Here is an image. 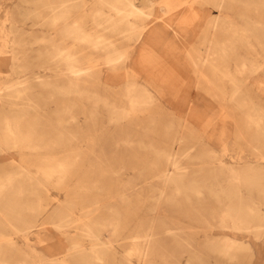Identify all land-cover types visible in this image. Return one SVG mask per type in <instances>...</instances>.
<instances>
[{"label": "rangeland", "instance_id": "1", "mask_svg": "<svg viewBox=\"0 0 264 264\" xmlns=\"http://www.w3.org/2000/svg\"><path fill=\"white\" fill-rule=\"evenodd\" d=\"M59 1L0 0V93L6 81L16 78L12 70L26 66L28 88L23 96L33 106L19 123V135L33 141L39 131L45 130L41 129L43 125H55L58 117H64V125L78 133L74 144L77 151L68 150L72 159L67 160L68 169L59 188L53 185L37 188L33 180L18 172L16 164L20 156L39 170L53 169L54 164L44 162L41 151L34 150L35 147L28 146L19 152L7 149L6 158L0 157V176L7 173L13 176L8 185L12 188L0 194V203L13 192L20 208L17 217L21 216L18 232L10 236L15 246L9 247L3 242L5 238H0L3 261L0 262L93 263L88 251L93 246L99 247V242L85 236L82 227L75 223L61 231L53 225L54 217L71 214L78 216V221L89 223L92 231L99 232L103 239L112 240L116 254L108 255L105 264H125L124 255L132 247L133 236L144 234L151 238L146 246L148 254L141 260L131 258V264H264V230L259 233L232 230L220 223L219 213L223 211L206 192L200 199L191 195L187 198L186 194L172 192L173 186L159 182L167 164L166 153L176 157L184 167L182 171L187 173L180 178L181 185L207 179L210 168L220 161L239 169L247 165L264 168V136L246 114L247 110L264 113V73L240 83L231 100L228 96L233 85L207 64L214 52L220 50L219 43L231 41L235 48L229 52L237 55L252 52L245 47L246 40L241 39V34L235 37L232 27L248 26L250 21L264 22L263 1L150 0L146 4L136 0L135 5L143 15L132 20L142 27V34L136 42L119 39L117 43L121 50L131 53L128 66L140 52V66L134 71L128 68L126 80L144 83L154 91L156 99L146 112L134 111L127 120L116 124L109 120L103 103L77 95L66 97L61 88L67 83L66 77L54 72V65L47 73L43 72L46 47L60 35L49 25L48 5ZM98 10L107 12L108 8L97 0H88L73 12L82 14L81 24L86 29H100L93 21V17L99 20L93 16ZM105 34L121 36L110 31ZM251 42L256 44L254 40ZM143 43L145 48L139 51ZM13 47L19 52L20 61L23 59L15 67L10 58ZM78 51L86 57L95 53L89 48ZM254 51L264 54V48ZM95 54L94 76L96 73L102 76L108 67L101 60V52ZM228 59L229 70L234 72L235 57L232 54ZM117 68L113 74L124 76L125 70ZM45 74L50 80L36 78ZM238 78L243 80L244 76ZM126 80L109 83L91 79L81 85L110 102L124 104ZM71 105L75 117L72 120L65 111ZM262 127L264 130V124ZM54 151L57 153L58 149ZM185 154L188 157H183ZM11 161L15 164L9 165ZM39 180L44 179L39 176ZM237 185L241 196L257 203L264 212V193L254 186ZM19 186L21 190L16 193L13 188ZM158 189L163 192L158 193ZM36 204L43 205L41 212L36 210ZM222 236L238 242L231 245ZM215 237L218 238L210 241Z\"/></svg>", "mask_w": 264, "mask_h": 264}, {"label": "bare ground", "instance_id": "2", "mask_svg": "<svg viewBox=\"0 0 264 264\" xmlns=\"http://www.w3.org/2000/svg\"><path fill=\"white\" fill-rule=\"evenodd\" d=\"M97 1L108 8L107 12L98 10L93 14V16L99 17L98 21H95L97 19L93 17V21L96 25L100 26V29H86L81 24V19L83 17L81 16L82 14L75 15V13L73 12L74 9L78 7L81 8L86 5V2H88V0H60L59 2L51 3L48 5V8H50L48 12L49 25L52 26L53 32H59L60 35L56 39L55 37L52 38V41L49 42V45L46 47V50L43 54L44 64L42 65V68L43 72L47 73L48 70L52 69L51 66L54 65V72H57L60 75L66 77L67 83L61 87L63 88L62 93L66 97L77 95L82 98H93L95 100V103H103V105L107 107V115L109 120L116 124L127 120L129 116L134 113V111L146 112L156 99L154 91L148 89L149 87H147L144 83H140L139 81L135 82L133 80H126V77L128 76V68H130L131 71H134L136 67L140 66V52H138V56L135 59L133 57L131 63L132 65L128 66L127 62L131 57V53L121 50L119 44L117 43L119 39L134 40L135 42L139 40L142 34V27L136 24L132 19L141 17L143 15V12L141 11V9L136 7V0ZM141 1L145 2L146 4H150L151 2L150 0ZM221 1L223 2L224 0H216V2ZM261 1H263L262 3L264 4V0ZM107 31L116 32L117 35L121 36L117 38H115L114 36H107L105 34ZM232 32L235 37L236 34H241V39L246 40L245 47L251 49L252 52L237 55L229 52V50L235 48V45L231 41H227V43L223 44L219 43L217 44V48H219L220 50L218 52H214L212 59L207 60V64L212 68L214 73H219L222 79L229 81L233 85L232 92L228 97L229 99L234 100L235 94L239 91L240 83L245 82L250 76L254 74L264 73V54L254 51L257 48H264V22L261 23L250 21L248 26L243 27H236L234 25L232 27ZM251 40L256 41V44L252 43ZM33 43L34 42H32V45ZM12 44L14 46V39L12 41ZM83 48L92 49L95 53L96 51L101 52V54H99L101 56V60L103 63L107 64L108 67V71L104 75L99 76V74L96 73L94 76L93 63L96 59L94 57L96 54L92 53L91 56L93 55V57H86L78 51L79 49ZM143 48H145V43L140 46L139 51ZM11 49V63L13 64V66L18 65L17 63L20 61V59L17 57V55L19 52L16 53L14 47ZM232 54L235 57L234 72H231L229 70L228 63L229 55ZM117 67L123 68L125 70L124 76H116V73L113 74L115 70L118 69ZM12 71L16 75V78L6 81L3 86V91L0 93V157L3 158V160L6 158V156L8 155L6 153L7 149L19 152L22 151L23 148L28 146L35 147L34 150H37L39 152L41 151V157L44 162H52L54 164L53 169L51 171L45 169L39 170L34 165L26 164L23 161V156H20L19 161L16 164L18 172L22 173L30 180H33V183L37 188H46L48 187V185H53L55 188H59L61 183H63L62 180L64 179L65 172L68 169L67 160L69 157H71L70 159H72V156L69 155L68 150L74 148L75 151H77V148L74 146V144L76 143L75 138L78 133L70 131L69 129L71 128H67V126L64 125L62 121L64 117H58L57 123L55 125H43L41 129L45 128V130L39 131L33 141L31 139L20 136L19 123L21 122V119L28 114L27 110H33V106H31L30 104V99H24V96L26 95L25 91H27L28 88L24 74V72H26V66H20L17 70L13 69ZM45 75H39L36 78H43L47 81L50 80V76L48 74ZM240 75L244 76L243 80H240L238 78V76ZM91 79H95L97 81H106L109 83L114 81L118 82L119 80L123 79L126 80L123 83V90L125 94L124 104H115L113 102H110L107 98L100 97L93 90H89L87 87L81 85V82ZM13 81L14 83L10 85ZM39 81L42 82V80L40 79ZM65 111L70 114L69 117L71 120L75 118L74 114H72V105L65 108ZM246 114L250 123L254 125L255 128L258 129L264 136V130L262 129V124H264L262 122L264 120V113H261L258 110H256L255 112L247 110ZM90 116L91 114H89L88 117ZM56 148L58 149L57 153H55L54 151ZM50 152H53V154L49 157L48 154ZM2 153H6V155H1ZM172 156L173 155L171 153L164 154L167 164L159 175L160 183L166 186H173L172 192H175V194H186L187 198L191 195L195 196L197 199H200V195L206 192L207 194H209V196L214 198L217 204L216 206L220 207L223 211L219 213L221 217L220 223L225 224V226L227 225L228 228L232 230L241 232L245 231L249 233H259L264 230V212L261 208H259V205L257 203L246 201L241 196L237 185L241 183L248 186H254L259 189V191L261 190V192L264 193V188H262V183L264 182L263 167L247 165L239 169L235 166L228 165L220 161L219 164H216L210 168L209 176L207 177V179L200 181H189L187 184L181 185L180 178L187 173L185 174L182 171L184 167L180 165V161L176 157ZM183 157H188V154H185ZM12 164H15L14 161H11L9 163V165ZM38 175L41 176L44 180L40 181ZM12 178L13 176L11 175V173L0 176V194L3 192L5 194L6 188H12V186H8L11 184L10 182ZM13 189H16V193H19V191L21 190L20 186ZM159 192L162 193L163 190L158 189V193ZM22 194L21 196L24 195ZM6 198V201H2L0 203V238H5L3 239V242L6 245H9V247H13L15 246V242L10 236L18 232V225L21 222L19 218L21 216L19 215L20 217L18 218L17 213L19 212L20 208L19 203L17 202L18 198H13V192L10 191L8 193V197ZM21 198L23 197H20V199ZM154 200L156 201V199ZM35 208L38 212H41L43 209V205L36 204ZM44 208V210H46V207ZM53 209H55V207ZM23 212H27V210H24ZM85 215L87 214H84V216ZM54 218H56V220L53 221V225L57 230H60L65 226H71L75 223L76 225L82 227L85 236L99 242V244L97 243L99 247H94L93 245H91L93 247L88 251V255L93 261V263H91L92 261H90L91 264H105V259L108 257V255L112 253L116 254L112 240L109 238L103 239L102 235L99 232L94 233L89 223L85 221H78V216L74 217L70 214L67 216L63 215L58 218L56 216ZM30 226L33 227L32 224ZM109 226H111L110 223ZM217 238L218 237L210 239V241H215ZM221 239L226 242L228 241L231 245L238 242V240L232 239L227 236H222ZM150 241L151 238H149L148 234H144L142 236H133V240L131 242L132 247L124 255L123 261H125V264H131V258L141 260L144 254H148L146 246ZM94 245L96 246V244ZM220 246L225 247L221 244ZM232 248L230 247V249ZM214 249L212 250L214 251ZM223 250L221 251L222 253ZM228 250L229 249H227L224 253H227ZM11 253H13V251ZM75 254H77V252ZM72 255L73 254H71L70 256ZM78 255L81 256L83 255V253H78ZM83 257L85 258V256ZM6 261L8 260L6 259ZM1 262L0 264H3ZM56 263L58 262L53 261V264ZM45 264H50V261H48V263L46 262Z\"/></svg>", "mask_w": 264, "mask_h": 264}]
</instances>
